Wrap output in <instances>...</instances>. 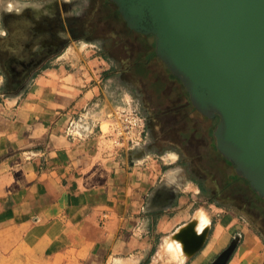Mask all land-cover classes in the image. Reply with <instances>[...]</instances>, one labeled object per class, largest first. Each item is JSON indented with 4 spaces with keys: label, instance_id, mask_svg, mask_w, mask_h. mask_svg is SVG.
<instances>
[{
    "label": "crops",
    "instance_id": "obj_1",
    "mask_svg": "<svg viewBox=\"0 0 264 264\" xmlns=\"http://www.w3.org/2000/svg\"><path fill=\"white\" fill-rule=\"evenodd\" d=\"M123 21L151 43L145 58L162 62L154 36ZM79 55L68 49L19 94L0 88V264H215L235 241L225 264H264L249 221L160 165L176 153L161 161L98 144L113 107Z\"/></svg>",
    "mask_w": 264,
    "mask_h": 264
},
{
    "label": "rangeland",
    "instance_id": "obj_2",
    "mask_svg": "<svg viewBox=\"0 0 264 264\" xmlns=\"http://www.w3.org/2000/svg\"><path fill=\"white\" fill-rule=\"evenodd\" d=\"M118 10L113 0H0V32L4 38L23 31L21 18L27 16L47 26L46 30L32 32L35 43H47L52 49L40 65L29 70L27 78L21 79L17 77L19 63L9 61L10 42L0 40V47H5L0 53V69L5 75L4 82L0 72L1 90L21 93L44 65L73 48L78 58L81 54L92 60L85 68L86 76H92L91 83L97 82L101 91L98 98L106 96L112 103L109 120L102 123V129L98 124L95 131L98 144L115 149L113 128L120 123L119 118L132 111L145 116L143 141H130L122 148L153 153L161 161L170 160L166 153H176L175 163L160 165L168 170L180 168L184 177L200 186L208 205L238 212L264 240V201L246 184L230 181L235 166L223 161L214 148L213 130L219 119L205 120L189 104V95L181 84L171 79L166 64L156 57L145 58L151 43L144 35L129 31Z\"/></svg>",
    "mask_w": 264,
    "mask_h": 264
},
{
    "label": "water",
    "instance_id": "obj_3",
    "mask_svg": "<svg viewBox=\"0 0 264 264\" xmlns=\"http://www.w3.org/2000/svg\"><path fill=\"white\" fill-rule=\"evenodd\" d=\"M203 115L216 149L264 198V0H113ZM235 242L216 260L225 264Z\"/></svg>",
    "mask_w": 264,
    "mask_h": 264
},
{
    "label": "flooded vegetation",
    "instance_id": "obj_4",
    "mask_svg": "<svg viewBox=\"0 0 264 264\" xmlns=\"http://www.w3.org/2000/svg\"><path fill=\"white\" fill-rule=\"evenodd\" d=\"M21 19H24L23 31H18L14 34H10L9 36L7 35V37H5V40L3 41L10 42V47L8 45V55L10 63H19V67L21 68L22 72L19 69L17 77L25 79L28 76L29 70H31L34 66L40 65L52 49L50 48L49 44L41 42L38 45L32 39V35L34 32L43 31L44 29H47V26H44L43 22H34L29 18L27 19V16ZM4 50L5 47H0V53H4ZM203 117L205 120L208 121L214 120L215 118H219L218 116H215L213 118L209 117L210 119L205 118V116Z\"/></svg>",
    "mask_w": 264,
    "mask_h": 264
},
{
    "label": "built area",
    "instance_id": "obj_5",
    "mask_svg": "<svg viewBox=\"0 0 264 264\" xmlns=\"http://www.w3.org/2000/svg\"><path fill=\"white\" fill-rule=\"evenodd\" d=\"M119 119L120 123L113 128L115 149H122L123 145L130 141L135 144L141 143L145 132L146 117L132 111L122 115Z\"/></svg>",
    "mask_w": 264,
    "mask_h": 264
},
{
    "label": "trees",
    "instance_id": "obj_6",
    "mask_svg": "<svg viewBox=\"0 0 264 264\" xmlns=\"http://www.w3.org/2000/svg\"><path fill=\"white\" fill-rule=\"evenodd\" d=\"M152 36H154L153 34H151ZM155 38V37H154ZM154 55L155 56H157L156 55V51H154ZM186 90V89H185ZM188 94V93H187ZM189 95V94H188ZM189 104L192 106V108L193 109H195L196 111H197V109L192 105V103H191V101H190V98H189ZM200 113V112H199ZM200 115H202V116H205V115H203V114H201L200 113ZM218 116V115H217ZM219 117V116H218ZM205 118H207V119H210L209 117H207V116H205ZM219 120H220V117L218 118ZM219 120H218V122H219ZM218 124V123H217ZM216 144V143H215ZM214 148H215V150H216V152L218 153V155H219V157L223 160V161H225L228 165H234L231 161H229L228 159H226L224 156H222V154L216 149V145H214ZM230 181L231 182H244V184H247L250 188H251V186H250V184H249V181L246 179V178H244V177H242V176H240V175H238L236 172H235V169H234V172L231 174V176H230ZM229 181V182H230ZM252 189V188H251ZM253 190V189H252ZM254 191V190H253ZM254 193L256 194V196L259 198V199H261L262 201H264V198H262V197H260L259 196V194L257 193V192H255L254 191Z\"/></svg>",
    "mask_w": 264,
    "mask_h": 264
}]
</instances>
